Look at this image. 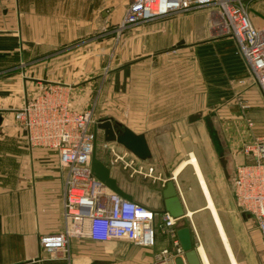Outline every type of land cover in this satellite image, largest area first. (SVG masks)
<instances>
[{
    "label": "crops",
    "instance_id": "1",
    "mask_svg": "<svg viewBox=\"0 0 264 264\" xmlns=\"http://www.w3.org/2000/svg\"><path fill=\"white\" fill-rule=\"evenodd\" d=\"M243 3L248 7L253 26L264 32V0H243ZM125 6L126 0H0V43L4 44V50L10 54L16 49L31 51L25 56L19 54L20 68L24 70H0V264H153L155 253L168 246L161 237L153 249L122 240L72 238L67 255L54 256L39 248V237L64 230L62 194L66 170L59 165L55 151L28 145L14 115L46 90L59 94L60 100L72 109L106 110V116H93L96 122L109 119L136 135H143L151 158L142 162L163 178L164 169L177 164L179 167L182 158L192 154L208 187L206 171H214L210 166L214 165L216 141H221L227 153L238 151L235 168L252 162L238 149L243 142L264 137V99L249 76L235 40L222 34L216 20L208 19L214 31L212 35L209 27L208 39L196 38L194 44L182 43L179 48H196L195 65L190 69L185 58L173 67L170 58L147 53L110 70L108 73H112L115 81L110 85L104 78L107 70H75L70 61L74 52L68 50V45L85 44L93 35L106 33L109 23L117 28ZM33 50L37 52L34 54ZM78 55L84 61L79 65L85 68V60L91 59V53ZM183 63L185 66L179 67ZM172 70L179 71L173 74ZM113 90L121 96L111 102L103 94ZM93 93L99 94L98 104L93 103ZM220 102H225L222 109ZM96 124L92 125L91 133L97 160L110 170L119 189L136 202L126 179L131 177L112 163L105 148L109 143L104 142L103 132L96 130ZM170 175L167 180L177 190L178 175ZM153 184L160 191V206L145 207L161 212L166 185L162 188L159 183ZM177 193L185 215L199 213V209L188 211L187 197ZM239 214L243 220H251L240 211ZM243 247L245 251L241 252L254 254L246 264H264V244L257 240ZM177 263L182 264L179 260Z\"/></svg>",
    "mask_w": 264,
    "mask_h": 264
},
{
    "label": "built area",
    "instance_id": "2",
    "mask_svg": "<svg viewBox=\"0 0 264 264\" xmlns=\"http://www.w3.org/2000/svg\"><path fill=\"white\" fill-rule=\"evenodd\" d=\"M190 9H207L222 34L235 40L249 76L264 99V32L253 26L243 0H126L119 26L130 27ZM59 97L46 90L14 115L28 145L55 151L59 165L66 170L62 194L64 230L39 237V248L54 256L67 255L71 239L79 238L122 240L139 248L153 249L161 237L168 246L155 253L153 264H176L177 260L186 264L177 238L181 220L124 200L95 178L90 169L93 116L90 112L74 113ZM105 148L112 163L130 177L150 179L162 188L168 182L128 151L118 150L114 144H106ZM239 149L252 162L235 168L234 201L240 213L256 223L264 239V137L243 143ZM177 191L180 192L179 188Z\"/></svg>",
    "mask_w": 264,
    "mask_h": 264
},
{
    "label": "rangeland",
    "instance_id": "3",
    "mask_svg": "<svg viewBox=\"0 0 264 264\" xmlns=\"http://www.w3.org/2000/svg\"><path fill=\"white\" fill-rule=\"evenodd\" d=\"M244 7L249 12L248 7ZM111 12V8H109V15ZM208 19L211 20V22L215 21L207 9H190L130 27L120 28L118 25L119 27L117 26L116 28L109 23L106 33L97 36L93 35L89 42L85 44L74 43L68 45V50L74 52L70 61L76 65H74L75 70H107L108 73L110 70H116L123 65L130 64L136 58L150 53L153 55L157 54L156 56L159 58H163L164 56L170 58L173 62V67L179 60L185 58L188 60L185 65L190 69L191 66L195 65L196 48L188 47L184 50H180L179 48L182 43L183 45L194 44L196 38L208 39V29L210 27ZM210 30L212 34L214 31H212L211 27ZM3 46L4 44L0 43V70H24L23 67V69L20 68L19 54L21 53L25 56V54H29L31 51L16 49L15 51L12 50L10 54L9 51L4 50ZM161 51L164 54L159 55ZM36 52L37 51L33 50L34 54ZM80 52H85L86 54L89 52L91 53V59L88 58L85 60V68L79 65L84 62L78 55ZM104 64H106V67ZM178 64L176 66H178ZM185 65L183 63L180 64L179 67ZM178 71L179 70H172V73L175 74ZM104 78L107 79L109 85L115 82L112 73H108ZM172 80L174 81V78H172ZM103 95L109 101L114 102L116 101L115 98L121 96V93H117L113 90L109 93L105 92ZM92 97L93 103L98 104L99 94L93 93ZM239 103L240 98L237 97L235 100V105H237L236 108L239 107ZM224 106L225 102H220V108L222 109ZM69 108L71 111L78 114L90 111L92 116L96 118L107 115L106 110H102L101 112V109H91L92 111L84 109L79 111L71 107ZM92 121L94 125L100 120L96 122L93 117ZM214 133L217 134L216 132ZM97 136L96 147L98 148L100 137L99 135ZM238 154V151L227 153L221 141H216L212 154L214 165L210 166L214 171H206V179L208 178L207 188L209 189L213 205L235 257L236 264H244V262L246 264L247 260H250L252 258L251 256H254V254L241 252V250L245 251L243 245L248 243L254 244L257 240L259 243L264 244V239L258 232L254 221L245 218V220H243L240 217L235 201L233 200L232 181L235 173L234 159L237 158ZM194 157L197 159L195 155ZM189 158V156L182 158L181 164L183 161H188ZM178 165L179 164L176 166H168L169 169L166 168L163 170L165 179H171L170 173H174L173 171L177 169ZM126 179L129 182L128 186L134 193L138 204L153 207L155 205L160 206V191L156 189L157 185H154L150 179H143L138 175ZM176 181L179 184L181 195L184 198H188L185 199L186 209L188 211L194 209L200 210L199 213L193 216L191 214L190 218H183L187 221L191 230L193 248L195 250L202 248L210 264H229L220 236L211 219V214L209 210L205 209L206 201H204L205 198L203 199L204 195L200 190L192 167L186 165L177 176ZM256 255L261 256L263 254L257 253ZM177 261L176 264H178Z\"/></svg>",
    "mask_w": 264,
    "mask_h": 264
},
{
    "label": "water",
    "instance_id": "4",
    "mask_svg": "<svg viewBox=\"0 0 264 264\" xmlns=\"http://www.w3.org/2000/svg\"><path fill=\"white\" fill-rule=\"evenodd\" d=\"M2 118L0 116V125ZM96 130L102 131L104 142L115 143L128 151L140 161H147L151 158L147 143L143 135L132 133L122 124L113 122L109 119L100 120L96 125ZM90 169L95 178L105 184L107 188L124 200L132 201L131 197L125 194L117 186L116 180L111 178L110 170L99 162L95 155V142L93 153L90 160ZM163 207L162 211L169 214L174 219L181 220L178 225L177 238L184 252L186 264H201L197 251L193 248L191 230L188 223L183 221L185 212L181 199L178 196L175 184L172 181L166 183L165 189L162 191ZM249 218V216H247Z\"/></svg>",
    "mask_w": 264,
    "mask_h": 264
},
{
    "label": "bare ground",
    "instance_id": "5",
    "mask_svg": "<svg viewBox=\"0 0 264 264\" xmlns=\"http://www.w3.org/2000/svg\"><path fill=\"white\" fill-rule=\"evenodd\" d=\"M189 157L190 158H189L188 161L183 162L174 171L173 176L176 177L186 165H189V166L192 167V169L194 171V174L196 176L198 185L200 187V190H201L202 194L204 195V198H205V201H206V209L209 210V212L211 214V219H212L213 223L215 224L216 230H217V232H218V234L220 236L221 242L223 244L224 251H225L227 259H228V263L229 264H236L235 257H234V255H233V253L231 251V247H230V245H229V243L227 241V238L225 236L222 224L220 222V219H219V216L217 214V211H216V209H215V207L213 205L209 190H208L206 182H205V180H204V178H203V176L201 174V171H200V168L198 166V163H197L195 157L192 154H190ZM190 216H191L190 212H187L186 215H185V217H188V218H190ZM197 253L199 255L201 264H210L206 254H205V252H204V250L202 248H198L197 249Z\"/></svg>",
    "mask_w": 264,
    "mask_h": 264
}]
</instances>
